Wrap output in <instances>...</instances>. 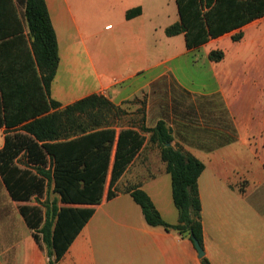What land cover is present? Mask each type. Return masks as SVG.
Returning <instances> with one entry per match:
<instances>
[{
    "label": "crops",
    "instance_id": "1",
    "mask_svg": "<svg viewBox=\"0 0 264 264\" xmlns=\"http://www.w3.org/2000/svg\"><path fill=\"white\" fill-rule=\"evenodd\" d=\"M85 1L46 0L60 55L50 98L65 108L102 94L124 110L114 122L118 130L165 120L172 144L179 142L205 165L198 186L211 264H264V16L188 48L184 33H166L180 20L171 18L172 0H92L111 4L112 23L96 25L89 37ZM19 12L22 16V5ZM218 49L224 58L211 60ZM126 106L140 114L128 125L120 122L129 113ZM4 118L0 89V150L19 127H7ZM143 134L144 145L108 198L114 147L97 204L64 203L53 182L42 195L15 199L0 171V264L49 263L47 248L35 236L42 233L28 224L21 207L45 211L44 204L53 201L94 209L56 264H203L189 236L150 225L128 191L144 190L165 221L179 222L167 164L150 133ZM27 162L24 150L15 163L26 168Z\"/></svg>",
    "mask_w": 264,
    "mask_h": 264
},
{
    "label": "trees",
    "instance_id": "2",
    "mask_svg": "<svg viewBox=\"0 0 264 264\" xmlns=\"http://www.w3.org/2000/svg\"><path fill=\"white\" fill-rule=\"evenodd\" d=\"M176 2L180 20L168 26L166 33H184L188 48L264 16V0ZM19 5L23 6L27 34ZM242 36L240 32L233 38L238 40ZM209 57L219 61L224 58V51L212 50ZM59 62L58 39L46 0H0V89L5 105L2 123L7 127L19 125L6 136L0 150V171L12 196L29 200L34 193L42 195L53 182L54 191L64 203H100L115 147L108 191V198H113L118 180L144 145L143 133H150V141L159 146L171 174L179 222L165 221L144 190L134 187L128 191L150 225L177 230L192 241L195 236L204 247L198 186L204 163L181 146H168L174 142V136L165 120L153 127L141 123L140 130L133 126L118 130L111 117L116 118L124 110L102 94L86 96L61 108L58 101L50 98ZM24 150L28 158L26 168L15 163ZM44 206L45 211L41 206L24 205L21 211L28 224L42 233V237L35 236L47 246L48 264H56L94 209L58 207L56 201ZM202 262L211 264L206 255Z\"/></svg>",
    "mask_w": 264,
    "mask_h": 264
},
{
    "label": "rangeland",
    "instance_id": "3",
    "mask_svg": "<svg viewBox=\"0 0 264 264\" xmlns=\"http://www.w3.org/2000/svg\"><path fill=\"white\" fill-rule=\"evenodd\" d=\"M86 9H87V13H88V26H89V30H88V37L91 36V33L93 32L96 25L97 28H99L101 26V24L105 23L106 21L109 20V16L107 15V13L109 12V10H111V4L110 3H105V2H93L92 0H86L84 3ZM106 5V6H105ZM171 18L173 20V22L177 21L179 18V11H178V6H177V2L176 0H172V4H171ZM112 21H108L106 23V25L111 24ZM89 41V40H88ZM126 109L128 110V114L120 121L121 124H131L133 121H136L140 118V114L137 113L136 111H133V109L130 106H126ZM111 120H115L116 118L111 117ZM154 123V120H151V123ZM176 146H181L183 148H185L183 145H181L179 142L175 143ZM186 149V148H185ZM53 198V195L50 194L49 195V199ZM43 245L47 248V246L45 245V243H43Z\"/></svg>",
    "mask_w": 264,
    "mask_h": 264
},
{
    "label": "water",
    "instance_id": "4",
    "mask_svg": "<svg viewBox=\"0 0 264 264\" xmlns=\"http://www.w3.org/2000/svg\"><path fill=\"white\" fill-rule=\"evenodd\" d=\"M172 143H169L168 146H170ZM193 242L198 250V254L200 257H203L205 255V250H204V247L200 244L199 240L193 236Z\"/></svg>",
    "mask_w": 264,
    "mask_h": 264
}]
</instances>
